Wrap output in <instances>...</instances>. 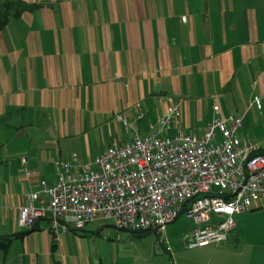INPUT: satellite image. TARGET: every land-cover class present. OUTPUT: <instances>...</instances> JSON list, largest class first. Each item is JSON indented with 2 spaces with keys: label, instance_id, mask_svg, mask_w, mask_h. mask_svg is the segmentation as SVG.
<instances>
[{
  "label": "crops",
  "instance_id": "0c3cea01",
  "mask_svg": "<svg viewBox=\"0 0 264 264\" xmlns=\"http://www.w3.org/2000/svg\"><path fill=\"white\" fill-rule=\"evenodd\" d=\"M12 1L28 7L13 4L0 26V264H163L140 237L167 225L136 234L95 220L55 237L46 217L21 228L18 206L39 180L57 179L56 161L76 170L156 130L172 105L160 134L202 135L232 114L247 138L264 118V0ZM234 219L222 242L243 249V235L264 236V200ZM260 260L250 252L234 264Z\"/></svg>",
  "mask_w": 264,
  "mask_h": 264
},
{
  "label": "built area",
  "instance_id": "2783aa9c",
  "mask_svg": "<svg viewBox=\"0 0 264 264\" xmlns=\"http://www.w3.org/2000/svg\"><path fill=\"white\" fill-rule=\"evenodd\" d=\"M251 100L261 108L259 93ZM177 111L172 105L156 118V130L110 145L76 170L56 161L57 179L51 184L41 179L24 194L19 226L30 229L46 217L55 237L95 220H108L117 230L161 231L184 213L195 223L185 236L188 247L226 240L234 215L264 200V151L237 135L241 122L232 114L213 117L202 135L160 134ZM23 172L32 177L37 170Z\"/></svg>",
  "mask_w": 264,
  "mask_h": 264
},
{
  "label": "rangeland",
  "instance_id": "374dc122",
  "mask_svg": "<svg viewBox=\"0 0 264 264\" xmlns=\"http://www.w3.org/2000/svg\"><path fill=\"white\" fill-rule=\"evenodd\" d=\"M7 6L4 3H0V15L7 9ZM249 125L250 128L247 131H243L245 137L256 144L259 142L264 149V118L256 119L255 122ZM194 225L193 218L183 213L167 224V230L164 233L155 234L148 231L144 232L140 238H145L148 245L156 246L157 244L160 246L156 248L160 253L164 254L163 258H159L163 264H176V262L177 264H234L236 258L241 255H248L250 252L260 254L261 260L255 264H264V236L243 235L242 238L248 242V245H245L243 249H236L233 245L226 242H219L204 248H187V238L185 236L192 230ZM169 247L170 250H165V248L169 249Z\"/></svg>",
  "mask_w": 264,
  "mask_h": 264
},
{
  "label": "trees",
  "instance_id": "16d2710c",
  "mask_svg": "<svg viewBox=\"0 0 264 264\" xmlns=\"http://www.w3.org/2000/svg\"><path fill=\"white\" fill-rule=\"evenodd\" d=\"M0 3H4L7 6V9L3 12L2 15H0V26L4 25L6 21L8 20V15L11 7H13V4L16 5V14H18L21 10L25 9L28 7L26 4L20 2V1H12V0H6ZM144 231H135L136 234H142Z\"/></svg>",
  "mask_w": 264,
  "mask_h": 264
}]
</instances>
